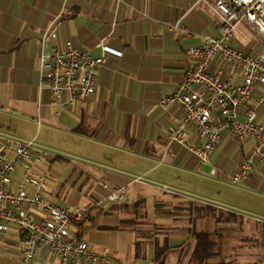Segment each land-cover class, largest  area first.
<instances>
[{"label": "crops", "instance_id": "crops-1", "mask_svg": "<svg viewBox=\"0 0 264 264\" xmlns=\"http://www.w3.org/2000/svg\"><path fill=\"white\" fill-rule=\"evenodd\" d=\"M215 1L0 0V135L34 139L49 150L42 164L46 200L90 208L105 191L103 182L130 183L127 202L102 207L106 212L100 222L106 227L74 233L111 264H204L193 255L205 231L216 241L208 260L215 261L218 246L229 260L234 255L227 239L236 230L243 232L244 242L259 243L256 262L264 264L263 165L254 164L243 181L230 180L255 139L224 132L209 153L211 163H203L169 138L178 106L165 109L159 103L183 80L190 63L187 47L218 33ZM67 42L94 55L102 53L103 43L110 52L95 69V91L59 113L41 79V56ZM232 42L247 51L264 48L260 33ZM212 69L233 83L242 78L221 60ZM256 113L264 124V105ZM58 158L73 171L67 187L55 181L61 175L55 167ZM78 175L83 187L72 185ZM91 185L95 192L87 196ZM31 214L43 216L38 208ZM23 235L15 226L0 231V264H19ZM159 245H167L161 261L155 258ZM33 264L59 263L55 254L39 247ZM68 264L105 263L76 259Z\"/></svg>", "mask_w": 264, "mask_h": 264}, {"label": "built area", "instance_id": "built-area-1", "mask_svg": "<svg viewBox=\"0 0 264 264\" xmlns=\"http://www.w3.org/2000/svg\"><path fill=\"white\" fill-rule=\"evenodd\" d=\"M214 9L220 16L218 33L206 34L202 42L187 47L190 63L184 78L173 92L160 97L159 103L165 109L178 106L180 114L171 115L169 138L184 145L203 163H211L209 153L224 132L235 138L253 137L250 152L230 176L232 182H239L247 179L257 162L262 163L264 173V124L257 120L256 113V107L264 105V48L247 51L232 40L245 41L255 33L264 37V0H216ZM101 46L100 55L70 42L42 54L41 79L47 83L59 113L95 91V69L110 52L107 45ZM216 60L240 72L241 80L233 83L215 73L212 66ZM0 138V231L12 226L23 230L19 264H33L39 247L55 254L59 264L76 259L111 264L106 255L91 250L85 239L70 230L88 207H70L45 199L47 177L42 164L49 150L34 139L8 135ZM210 172L215 173V167ZM101 186L105 191L97 196L95 205L105 207L129 200L130 183L112 186L103 182ZM94 192L91 185L86 195ZM35 208L40 209L42 217L32 216Z\"/></svg>", "mask_w": 264, "mask_h": 264}, {"label": "trees", "instance_id": "trees-1", "mask_svg": "<svg viewBox=\"0 0 264 264\" xmlns=\"http://www.w3.org/2000/svg\"><path fill=\"white\" fill-rule=\"evenodd\" d=\"M106 210L98 205L91 206L88 208L84 214V217L79 221H74L73 225L75 226L77 236H80L86 230L92 228H104L106 225L100 222L102 215H104ZM216 241L211 239L209 232H202L201 239L197 245L193 258H198L199 260H203L204 264H231L232 259H225L226 257L221 255L220 252L222 251L221 247H217L215 249V261H209L214 252H213V243ZM167 249V245L157 246L155 258L159 261L162 260V254ZM136 254L137 256L140 255V240L136 242ZM258 261V260H257ZM254 264H258L255 261Z\"/></svg>", "mask_w": 264, "mask_h": 264}, {"label": "rangeland", "instance_id": "rangeland-1", "mask_svg": "<svg viewBox=\"0 0 264 264\" xmlns=\"http://www.w3.org/2000/svg\"><path fill=\"white\" fill-rule=\"evenodd\" d=\"M62 140L65 141L63 144L66 145L67 144V142H66L67 137L64 136V138ZM64 148H66V146H64ZM57 153L64 154V153H61L60 151H57ZM64 155L66 157H72L71 155H66V154H64ZM81 160H83V159H81ZM57 163L59 164V166L56 165ZM66 163H67L66 159H63V160L60 158H58V160L56 159L55 167H57V169L59 170L61 175H60V177L56 178L55 181H61V182H64L65 184L68 183L67 180L70 179L73 171H70L71 167L68 166ZM52 180H54V179H52ZM77 182H79L78 184L81 185V187H83L82 185L84 183H83V177H81V175H78L74 178L72 185H74V183H77ZM49 184H51V182H49ZM67 186H69V184H67L66 187ZM79 200H81V202L85 201L84 196L81 195ZM62 203H66V202L63 201ZM66 204H68V203H66ZM200 227H201V225H200ZM207 227H209V226H207ZM209 228H211V227H209ZM70 230L75 231V226L72 225L70 227ZM208 232L210 233V231H208ZM235 233H237V234L231 235L227 239L228 240V246H226L228 249L230 248L233 250L232 254L234 256L232 257V263L231 264H254L255 261H257L259 258L258 255L255 254V253H258L260 250V248L258 247L259 243L257 241L255 242L249 238L244 242L243 241L244 236L242 234L243 232H239L236 230ZM228 249L225 250V252L230 251Z\"/></svg>", "mask_w": 264, "mask_h": 264}]
</instances>
